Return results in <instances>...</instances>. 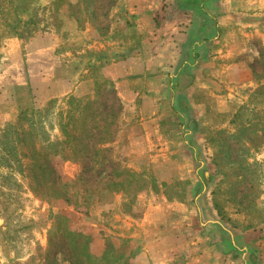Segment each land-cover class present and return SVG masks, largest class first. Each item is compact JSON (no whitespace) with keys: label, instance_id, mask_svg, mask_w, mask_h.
<instances>
[{"label":"rangeland","instance_id":"obj_1","mask_svg":"<svg viewBox=\"0 0 264 264\" xmlns=\"http://www.w3.org/2000/svg\"><path fill=\"white\" fill-rule=\"evenodd\" d=\"M29 5V12L19 11L20 22H13L10 11L0 13V64L15 39L33 53L52 46L64 62L68 52L79 54L86 68L96 63L93 75L99 82L94 92L85 89L86 95L71 106L66 97L35 108L28 89L15 90L19 100L14 104V123L21 135L17 138L10 130L3 143L0 137V264H72L69 251H76V257L84 251L82 242L91 255L109 251L113 264H133L147 229L142 219L148 195L157 189L155 172L163 161L134 159L139 149L128 144V135L135 116L118 93L117 83L103 77L100 62L104 59H96L101 54L113 59L122 53L124 47L114 51L112 44L124 43L126 34L131 37L129 47L139 56L142 40L133 30L136 15L129 14L127 0H30ZM247 44L253 48L243 58L250 66L251 82H229L214 90L217 95L200 91L196 100L206 110L194 113L200 118L191 131L202 142L192 140L188 159L171 161L175 167L167 164L160 172L168 173L165 179H169L173 175L168 171L175 168L200 170L201 181L208 183L207 191L200 194L201 208L214 207V216L227 222L228 229L263 225L264 230V224L245 228L264 219V24L260 34L250 33ZM95 55L96 62L88 66L85 60ZM221 89L224 95H219ZM89 105L96 114L83 108ZM76 125L81 130H74ZM177 129L167 125L162 134L171 140L169 132ZM156 144L145 146L152 154L160 153L162 145ZM93 148L97 154L92 159ZM39 157H46L47 163ZM215 162L227 176L218 172ZM198 182L199 190L202 183ZM169 187V197L186 194L178 186ZM144 193L146 197L140 198ZM54 257L56 263L51 262Z\"/></svg>","mask_w":264,"mask_h":264},{"label":"crops","instance_id":"obj_2","mask_svg":"<svg viewBox=\"0 0 264 264\" xmlns=\"http://www.w3.org/2000/svg\"><path fill=\"white\" fill-rule=\"evenodd\" d=\"M127 4L129 14L136 15L133 30L142 40L139 56L129 47L127 30L125 44H112L114 51L124 47L122 53H116L113 59L101 54L85 61L88 65L96 62V56L97 61L104 59L100 62L104 63L103 77L117 83L118 93L124 96L128 111L133 112L128 144L139 149L134 159L148 161L156 157L163 161L159 166L165 167L188 159L192 140L202 142L191 131L200 118L194 113L206 110L196 100L200 91L217 95L212 94L214 90L229 82H251V69L243 58L253 49L247 44L250 33L260 34L264 24V0H127ZM27 49L11 39L0 64V131L17 119V89H28L37 108L55 99L83 97L85 89L94 92L99 82L93 75L95 69L90 65L86 68L79 54L68 52L64 62L55 56L52 46L34 51L38 56ZM72 63L76 64L75 70ZM221 90L219 95H224ZM167 125L180 129L169 132L173 134L171 140L162 134V127ZM150 142L162 145L160 153L148 151L145 144ZM168 144L173 146L164 152ZM162 167L155 172L157 189L148 195L142 219L147 229L133 264H264L263 225L248 230L228 229L227 222L214 216V207L201 208L200 194L207 191L208 183L201 181L200 170H167L173 176L165 179L168 173L162 175ZM196 180L202 183L199 190ZM170 185L186 194L170 198L166 194H171L167 188ZM144 197L145 193L140 196ZM253 234L260 237L250 239Z\"/></svg>","mask_w":264,"mask_h":264},{"label":"trees","instance_id":"obj_3","mask_svg":"<svg viewBox=\"0 0 264 264\" xmlns=\"http://www.w3.org/2000/svg\"><path fill=\"white\" fill-rule=\"evenodd\" d=\"M22 3H23V7L20 8L19 4H17L19 1L18 0H0V13H7L8 11L12 12L13 13V22H18L19 19H18V15L19 14H22V12H29L30 9V5H29V2L30 0H20ZM19 11H22L21 13ZM20 22V21H19ZM96 63L91 65L92 67H95ZM69 99V103H70V106L71 104L74 102V101H78L79 102V99H81V97L79 96H75V95H72L70 97H68ZM53 101V100H52ZM52 101H50L49 103H51ZM93 103H95V101H93ZM93 105V104H92ZM92 105H89V106H85L83 107L85 110L86 108H88L87 110H89L88 113H91V114H96L95 112V107H93ZM78 109H80V107H78ZM26 111H29V108L26 109ZM95 112V113H94ZM69 116L71 117V115L69 114ZM16 126H18L17 124L15 123H11L9 124L5 129L1 130L0 131V137H1V140H2V143L3 141H5L6 139V135L7 134H10V130H15L14 133L16 134L17 133V138H20V133L18 134V129L16 128ZM74 130H81V128L79 126L76 125V127L74 126ZM88 135V134H87ZM83 144L85 145L86 143L83 142ZM87 151H89V149H87ZM3 154H4V151L2 150L1 151ZM92 159L95 157V155L97 154V151L95 150V148L92 149ZM227 155L230 156V154L227 153ZM40 158V157H39ZM38 158V159H39ZM46 158V157H45ZM44 157H41L40 159L44 160L46 163H47V160L45 159ZM215 164L217 165L218 167V172L219 173H224L222 172V170L220 169V166H219V163L218 162H215ZM35 165H36V161H35ZM39 167H42L43 166V163L40 162L38 164ZM44 168L41 169V171H43ZM114 170V169H113ZM9 171V170H8ZM10 174V173H9ZM119 173L116 172L115 175H117ZM133 174V173H132ZM12 176V175H11ZM10 176V177H11ZM227 176V172L224 173V177ZM55 194H57V196H59L60 192H56ZM215 208L218 209V206L217 204H215ZM261 224H264V219L260 220L258 223H255L253 225H250V226H244L245 228H251V227H255L256 226H259ZM66 232V235L69 234V231ZM82 234H74V238H82ZM82 245V248L84 251H78L81 255L76 254V257H74L75 255V252L76 251H69V253L71 254V259L70 261H72V264H113L114 262V259H109L108 256L110 254L109 251H104L100 256H96V255H91L90 252L88 251H85L86 249V245L83 244H80ZM79 245V247H81ZM58 261V258L57 257H54L51 262L52 263H56ZM50 262V261H49Z\"/></svg>","mask_w":264,"mask_h":264}]
</instances>
